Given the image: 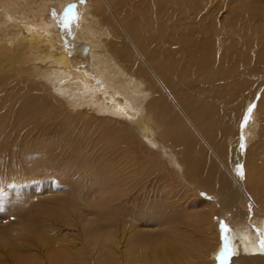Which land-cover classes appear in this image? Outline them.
Masks as SVG:
<instances>
[{"label":"bare ground","instance_id":"bare-ground-1","mask_svg":"<svg viewBox=\"0 0 264 264\" xmlns=\"http://www.w3.org/2000/svg\"><path fill=\"white\" fill-rule=\"evenodd\" d=\"M261 82L264 0H0V194L42 176L31 170L48 152L52 113L92 107L132 121L119 138L159 147L212 202L205 224L185 219L205 198L159 194L168 161L154 158L145 181L120 179L87 211L83 187L63 196L46 185L39 194L51 195L23 200L0 248L18 264H264ZM70 220L95 224L85 241L55 227ZM35 244L39 258L26 252Z\"/></svg>","mask_w":264,"mask_h":264},{"label":"rangeland","instance_id":"rangeland-1","mask_svg":"<svg viewBox=\"0 0 264 264\" xmlns=\"http://www.w3.org/2000/svg\"><path fill=\"white\" fill-rule=\"evenodd\" d=\"M74 7L75 6H72L71 19H73L74 15ZM53 13L54 10L51 11V14ZM227 13V11L222 12V14L224 15H226ZM63 26V24H61L60 26L61 32H68L69 30H67L66 28H64L65 26ZM263 84L264 83L261 82L259 86H262ZM52 116L53 124L52 126H50L51 128L48 127L43 132V136L47 140L43 141V143L45 144L46 150L48 152L45 153V157L40 156L38 158L39 164L32 166V170L30 169L35 173H43L42 176H35L31 178L32 182L29 186H23L22 183H17L13 188V186L8 185L6 191L0 194V237L4 235L6 231L10 233H17V231H15L14 229L15 224L18 220L16 211L26 206L24 202L25 200H29L30 198L33 200H38L40 198L50 196V193L39 194L40 189L48 184H51L52 189L56 188L54 194L63 196L71 193L72 185L74 187H83L84 190H81V192L78 193L79 197H81L82 199L79 200V206L84 208V211H87L89 207H86L84 203L88 202L91 205L93 204L97 207L98 205L102 206V196H105L106 192L116 189V185L120 186L125 183L124 181L122 184H120V179L127 180L130 182V184L138 181H143V177L147 174L148 167L150 166L147 160L154 158H161L165 160L167 158L157 151L161 150L159 147L155 146L149 148L148 146H146L148 142L144 138L143 140L146 143L145 145L140 143L137 138H131L128 140L123 139V141L122 138H119V133H121L119 131H122L124 127V129L129 128V130H132L133 122L128 118L118 117L110 113H98L92 107H85L84 109H82V111L74 113H69L63 108L62 112L56 111L55 113H52ZM60 117H63L64 121L61 120ZM39 136L35 138L36 141L39 139ZM112 141H114V143H112ZM28 142L30 143H28L29 146H32V143L33 145H35V142L33 140H28ZM52 147L54 150L52 149ZM117 149L121 152H124V155L115 153ZM94 151L97 152L95 153ZM43 164L45 165V167ZM70 164H72V166ZM38 167L40 170H38ZM166 167L164 166V169L160 170L159 173L161 180H163V183L160 180L159 182H156L154 185L155 187L152 188H157V192L159 194H164L166 190L168 191L166 192L169 193L175 189H180V192L188 189L190 190L188 191L190 195H197V197L201 199L205 198V200L202 199L204 200L202 203L203 205L188 206L185 210L188 216L184 217L185 219H188L189 222L191 221V223L193 224H205V222H207L206 217L208 216L209 209L211 208L212 203L210 202V198L207 196L206 192H199V187L197 186H195V188L194 186L190 187V185H188L184 180L183 174L179 171V168H177L175 164L168 161ZM56 170L58 171L57 173L59 175L55 173ZM73 170L75 172H73ZM159 175L156 174V176ZM74 176H76L77 178L74 179ZM61 178L62 180H60ZM80 178L82 180L84 178L85 182L84 180L82 182ZM110 180L112 181L111 184H113V186L109 185ZM78 182H80L81 185ZM259 184L264 190L263 177L260 178ZM52 185L54 186V188L52 187ZM167 187L169 189H166ZM172 188L173 190H171ZM160 190L162 192H160ZM219 207V202H216V208L218 212H220ZM80 211H82L81 208ZM92 219L98 218L93 217ZM260 219L264 218L260 216ZM84 222L85 221L80 222L82 226L80 224H78L79 226H76L73 224V221H71L70 225H55V227L57 229H63V232L66 234H72L74 236V240L76 239L75 241L83 242V240L85 241L86 239L88 230L90 231L89 228H92L93 225H95L94 223L90 224L89 221H86L85 223ZM223 225L225 224L223 223V219H221L219 222L220 235L221 239H224V244L226 243L227 245V239H229V234L232 233V229L230 225H227V230H225ZM225 237L227 239H225ZM38 248V245L35 244L32 246V249L30 248L31 250L27 249L26 252H29L33 254V256H37L39 258L41 253H37L36 250H38ZM0 262L3 264H18L15 259L8 257L2 248H0Z\"/></svg>","mask_w":264,"mask_h":264},{"label":"snow or ice","instance_id":"snow-or-ice-1","mask_svg":"<svg viewBox=\"0 0 264 264\" xmlns=\"http://www.w3.org/2000/svg\"><path fill=\"white\" fill-rule=\"evenodd\" d=\"M73 18H76V17L74 16ZM68 23H69V21L66 19L65 22H64L65 27L68 26ZM251 110H252V109H251V107H250V108H249V112H251ZM240 174L243 175L242 170H241ZM223 226H224L225 230H227V225H223ZM225 239H227V238L225 237ZM260 247H261V250L264 251V241H261V242H260ZM223 255H224V253H223V251H222L221 256L223 257Z\"/></svg>","mask_w":264,"mask_h":264}]
</instances>
